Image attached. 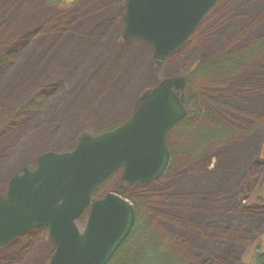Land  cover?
Returning <instances> with one entry per match:
<instances>
[{
  "label": "rangeland",
  "instance_id": "obj_1",
  "mask_svg": "<svg viewBox=\"0 0 264 264\" xmlns=\"http://www.w3.org/2000/svg\"><path fill=\"white\" fill-rule=\"evenodd\" d=\"M124 13L125 0H0V194L40 153L110 131L157 82L187 74L188 116L168 136L167 175L138 188L118 171L97 196L121 193L170 246L184 231L180 215L197 220L211 192L217 226L182 253L251 264L255 244L264 249V0H218L160 66L151 45L123 39ZM53 250L46 234L22 236L0 247V264H49Z\"/></svg>",
  "mask_w": 264,
  "mask_h": 264
},
{
  "label": "water",
  "instance_id": "obj_2",
  "mask_svg": "<svg viewBox=\"0 0 264 264\" xmlns=\"http://www.w3.org/2000/svg\"><path fill=\"white\" fill-rule=\"evenodd\" d=\"M218 0H125L123 39L153 47L164 62L194 33ZM185 76L166 78L146 93L133 115L116 129L81 136L72 150L45 151L25 165L0 195V247L33 228L48 229L49 264H109L129 238L134 207L123 197L94 192L122 171L126 185L152 184L166 173L167 138L187 115ZM88 213L86 226L77 222Z\"/></svg>",
  "mask_w": 264,
  "mask_h": 264
},
{
  "label": "trees",
  "instance_id": "obj_3",
  "mask_svg": "<svg viewBox=\"0 0 264 264\" xmlns=\"http://www.w3.org/2000/svg\"><path fill=\"white\" fill-rule=\"evenodd\" d=\"M55 1L64 3L67 0H55ZM239 55H244L242 50H238V52H236L235 55L229 54L226 57L228 58L235 56L240 57ZM11 57L12 55L7 54L6 56L3 57L2 60L4 62H7L10 61ZM38 99L39 98H37L31 105L37 103ZM185 106L187 107L188 110L189 104L186 102V100H185ZM235 141H240V140L237 139ZM215 196L217 197V194ZM215 196L214 198H216ZM221 198H224V196ZM220 203L222 205L227 206L225 202L223 203L221 201ZM177 204L181 205L182 202H179ZM215 209L216 210H214V219L216 218V214H217V208ZM187 217L188 216L184 217L183 215L182 216L180 215V218L177 221V223L180 224L184 230L182 233L178 234L180 240L174 242V244L179 249L174 244H171L169 246L168 244H166V242L162 243L159 237L156 236L157 235L156 229L153 227L151 222L146 220L145 216L140 217L139 219L137 217V221L135 223L131 235L129 236L127 241L123 244V246L116 252V254L111 259L109 264H197L198 262H200L198 261L199 258H196L198 256L193 257L191 255L185 254L186 253L185 248L188 247V249L190 248L191 250L196 245L197 242L196 237L204 236L205 238V236H209V232H205L202 229L203 226H197L196 225L197 223L193 224V226L188 224ZM174 224H176V219L170 218L168 220V225L174 226ZM166 228L169 230L168 227ZM255 246L257 250L253 251V261L251 262V264H264V250L262 249V247H260L262 250L261 251L259 249V246H257L256 244ZM182 252H185L184 254L186 257L183 256L184 254ZM255 252L256 255L254 254Z\"/></svg>",
  "mask_w": 264,
  "mask_h": 264
},
{
  "label": "flooded vegetation",
  "instance_id": "obj_4",
  "mask_svg": "<svg viewBox=\"0 0 264 264\" xmlns=\"http://www.w3.org/2000/svg\"><path fill=\"white\" fill-rule=\"evenodd\" d=\"M157 64H158V62H157ZM162 64V63H161ZM161 64H158L159 66L161 65ZM199 62L196 64V66H195V71L198 69V67H199ZM193 71V70H192ZM182 75H187V74H182ZM187 87H188V85H187ZM186 90H187V88H186ZM143 97V95L141 96V98ZM140 98V99H141ZM140 99L138 100V102L140 101ZM137 102V103H138ZM136 103V106H135V108L137 107V104ZM187 118V117H186ZM115 126H117V125H115ZM114 126V127H115ZM113 127V128H114ZM173 131V130H172ZM84 135V134H83ZM211 159L212 158H210V160H208V161H206V162H204L203 163V170L205 171V172H207V173H212V170H210V162H211ZM171 164V163H170ZM25 165H31V166H33L34 167V165H35V159H34V162L33 163H31V164H24L23 166H25ZM22 166V167H23ZM21 167V168H22ZM21 168H19V170L18 171H20L21 170ZM169 168H170V165H169V167H168V169H167V171H166V173L164 174V176H166L167 175V173H168V171H169ZM17 171V172H18ZM16 172V173H17ZM15 173V174H16ZM164 176H163V178H164ZM13 176H11L8 180H7V182L5 183V185H4V187H3V190H2V194H4L5 192H6V190H7V188H8V185H9V182H10V180H11V178H12ZM160 181V180H159ZM153 184H156V183H152V184H145V185H135V186H137L138 188H144V187H149V186H151V185H153ZM250 185V182H248V186ZM247 186V187H248ZM144 191V190H143ZM108 193H115V194H117L118 196H120V197H123V198H125L121 193H118V192H115V191H108V192H106L105 194H103V195H101V196H97V194L95 195V199H98V198H101V197H103V196H105L106 194H108ZM2 194H0V195H2ZM202 199L200 200V203L201 204H203V207L201 206V207H198V209H196V213L199 211L200 212V215L198 216V218H197V220L195 219V218H193V217H187L188 218V220H187V223L188 224H190V225H192L193 226V224H196L197 226H203V230L205 231V232H209V231H211L212 232V226H217V222H216V219H214V210H216L215 208H214V206H213V203H211L212 201H213V195H212V193L210 192V193H204L203 195H202ZM242 197V198H241ZM245 197H243V196H240L239 197V200H240V202H243V199H244ZM126 199V198H125ZM128 200V199H127ZM129 201V200H128ZM130 202V201H129ZM131 203V202H130ZM208 203H210V205L208 204ZM132 204V203H131ZM206 204V205H205ZM133 205V204H132ZM133 207H135L134 205H133ZM204 207H208V208H210L209 209V212L207 211V214L205 215V210L203 209ZM82 220H84V225L83 226H86V224H87V221H88V213H86V214H84L81 218H80V220H79V224H80V222L82 221ZM46 234V235H48L49 236V232H48V229L47 228H44V227H36V228H33V229H31L30 231H28L27 233H25V234H23V235H21V236H19L18 238H16V239H14V240H12L8 245H6V246H4V247H7V246H10L11 244H13L14 242H16V240H18V239H20L22 236H26V235H28V236H30V235H34L35 237L36 236H39V235H41V234ZM256 243V242H255ZM257 246H259V248L261 247L260 245H257ZM264 250V249H263ZM53 253H54V250L52 251V253H51V255H50V260H51V258H52V255H53Z\"/></svg>",
  "mask_w": 264,
  "mask_h": 264
},
{
  "label": "bare ground",
  "instance_id": "obj_5",
  "mask_svg": "<svg viewBox=\"0 0 264 264\" xmlns=\"http://www.w3.org/2000/svg\"><path fill=\"white\" fill-rule=\"evenodd\" d=\"M242 50V52H244V50L245 49H241ZM245 58V57H244ZM244 58H242V60L239 62V64L238 65H240L243 61H244ZM163 81V80H162ZM162 81H160V82H162ZM160 82H157L155 85H154V87H156ZM128 119H129V117H128ZM128 119H126V121L128 120ZM196 217V216H195ZM201 264H205V263H201Z\"/></svg>",
  "mask_w": 264,
  "mask_h": 264
}]
</instances>
